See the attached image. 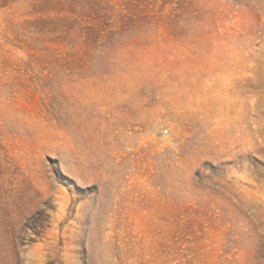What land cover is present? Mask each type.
Listing matches in <instances>:
<instances>
[{"label":"rangeland","instance_id":"obj_1","mask_svg":"<svg viewBox=\"0 0 264 264\" xmlns=\"http://www.w3.org/2000/svg\"><path fill=\"white\" fill-rule=\"evenodd\" d=\"M0 264H264V0H0Z\"/></svg>","mask_w":264,"mask_h":264}]
</instances>
